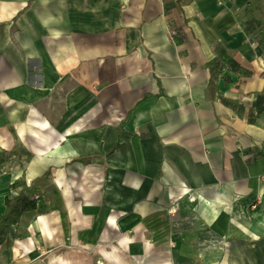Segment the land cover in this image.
Here are the masks:
<instances>
[{
	"label": "crops",
	"instance_id": "obj_1",
	"mask_svg": "<svg viewBox=\"0 0 264 264\" xmlns=\"http://www.w3.org/2000/svg\"><path fill=\"white\" fill-rule=\"evenodd\" d=\"M16 181L0 264H264V0H0Z\"/></svg>",
	"mask_w": 264,
	"mask_h": 264
},
{
	"label": "trees",
	"instance_id": "obj_2",
	"mask_svg": "<svg viewBox=\"0 0 264 264\" xmlns=\"http://www.w3.org/2000/svg\"><path fill=\"white\" fill-rule=\"evenodd\" d=\"M13 187L22 189L18 194L8 195L5 199L6 211L0 215V246L5 242L12 226L18 224L22 215L35 209L37 204L36 200H31L25 194L26 184L16 181Z\"/></svg>",
	"mask_w": 264,
	"mask_h": 264
},
{
	"label": "built area",
	"instance_id": "obj_3",
	"mask_svg": "<svg viewBox=\"0 0 264 264\" xmlns=\"http://www.w3.org/2000/svg\"><path fill=\"white\" fill-rule=\"evenodd\" d=\"M189 200H190V201H193V200H194V196H193V195H190ZM171 212L175 214V213L177 212L176 207H173V208L171 209Z\"/></svg>",
	"mask_w": 264,
	"mask_h": 264
},
{
	"label": "bare ground",
	"instance_id": "obj_4",
	"mask_svg": "<svg viewBox=\"0 0 264 264\" xmlns=\"http://www.w3.org/2000/svg\"><path fill=\"white\" fill-rule=\"evenodd\" d=\"M44 219L43 217H40V222L43 223Z\"/></svg>",
	"mask_w": 264,
	"mask_h": 264
}]
</instances>
